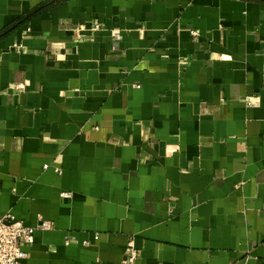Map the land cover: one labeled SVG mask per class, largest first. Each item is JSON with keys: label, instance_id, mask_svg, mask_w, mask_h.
<instances>
[{"label": "crops", "instance_id": "0c3cea01", "mask_svg": "<svg viewBox=\"0 0 264 264\" xmlns=\"http://www.w3.org/2000/svg\"><path fill=\"white\" fill-rule=\"evenodd\" d=\"M4 213L18 264H264V0H58L2 36Z\"/></svg>", "mask_w": 264, "mask_h": 264}, {"label": "built area", "instance_id": "2783aa9c", "mask_svg": "<svg viewBox=\"0 0 264 264\" xmlns=\"http://www.w3.org/2000/svg\"><path fill=\"white\" fill-rule=\"evenodd\" d=\"M98 27V24L94 25V28ZM46 166L44 165V167ZM61 195L67 196L68 193L62 192ZM50 226L48 221H41L40 223L42 229L50 228ZM35 230L36 227L23 224L12 213L0 215V264H18L21 259H24L27 252L22 248V245L33 242ZM136 257V250L128 245L124 261L132 264Z\"/></svg>", "mask_w": 264, "mask_h": 264}, {"label": "trees", "instance_id": "16d2710c", "mask_svg": "<svg viewBox=\"0 0 264 264\" xmlns=\"http://www.w3.org/2000/svg\"><path fill=\"white\" fill-rule=\"evenodd\" d=\"M58 1V0H48L46 2H44V4L42 6H40L39 8L32 10V12L27 13L25 16H22L18 19H16L14 22H12L9 26L5 27L4 29H2L0 31V38L4 35H6L8 32H10L12 29L16 28L17 26H19L20 24L24 23L30 16L33 15V13H36L38 11L43 10L44 8H46L48 5H50L51 3Z\"/></svg>", "mask_w": 264, "mask_h": 264}]
</instances>
